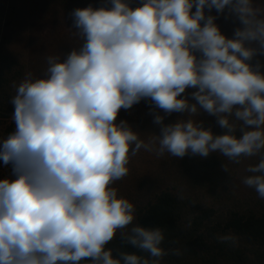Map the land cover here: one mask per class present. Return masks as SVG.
I'll use <instances>...</instances> for the list:
<instances>
[{
    "label": "clouds",
    "instance_id": "clouds-1",
    "mask_svg": "<svg viewBox=\"0 0 264 264\" xmlns=\"http://www.w3.org/2000/svg\"><path fill=\"white\" fill-rule=\"evenodd\" d=\"M70 15L82 45L47 56L43 75L28 73L10 100L15 127L0 140V162L11 169L0 178V264H160L163 230L134 224V205L113 185L141 149L181 159L220 153L236 163L264 153V7L104 0ZM220 15L239 22L231 38ZM141 101L160 128L148 142L117 122ZM172 113L189 118L165 124ZM201 113L223 134L191 118ZM246 171L242 182L264 198V155ZM118 232L148 255L114 254L106 246Z\"/></svg>",
    "mask_w": 264,
    "mask_h": 264
},
{
    "label": "rangeland",
    "instance_id": "rangeland-1",
    "mask_svg": "<svg viewBox=\"0 0 264 264\" xmlns=\"http://www.w3.org/2000/svg\"><path fill=\"white\" fill-rule=\"evenodd\" d=\"M103 2L104 0H0L1 55L22 63L25 76L28 73L34 77L42 76L47 68V56L58 55L63 58L83 43L77 30L71 28V12L89 5L100 7ZM138 2L139 0H133V6ZM254 3L264 7V0H254ZM212 14L216 15L215 10ZM4 23L9 25L4 27ZM216 23L228 38L232 37L234 28L240 26L238 21L225 19L224 15H220ZM260 59L264 61V57ZM149 107L147 101H141L128 111L122 109L117 122L128 121L140 138L148 142L160 132L159 126L153 123V117L149 114ZM187 118V115L172 113L165 118L164 123ZM191 118L202 120L204 126L211 127L214 134L224 132L216 124L215 117L206 113ZM4 124H0V140L8 135L7 129L14 130L13 117ZM261 155L264 153L255 157H240L239 163H236L220 153H212L207 158L189 154L181 159L167 152L158 156L155 152L141 149L131 157L127 165L128 174L116 181L113 187L118 190V197L126 198L134 205V224L137 213L153 202L163 190H171L194 211L213 209L215 217L221 218L230 211L245 212L258 207V203L264 199L259 197L254 188L242 182L244 177L251 175L246 171L248 166L257 164ZM223 166L227 167V172L223 170ZM10 177V166L0 162V178ZM119 235L118 232L116 237ZM160 264L172 263L166 260L160 261Z\"/></svg>",
    "mask_w": 264,
    "mask_h": 264
},
{
    "label": "trees",
    "instance_id": "trees-1",
    "mask_svg": "<svg viewBox=\"0 0 264 264\" xmlns=\"http://www.w3.org/2000/svg\"><path fill=\"white\" fill-rule=\"evenodd\" d=\"M9 23H4L7 27ZM5 39V37H4ZM25 76V67L17 59L0 53V124L13 117L10 103L16 86ZM5 125V124H4ZM8 134L11 129H7ZM136 224L160 227L165 239L161 247L168 253L160 259L172 264H253L264 262V199L245 212L230 211L215 217L213 209L193 210L171 190L160 192L149 205L137 213ZM232 235L236 243L218 238ZM106 247L147 256L115 237ZM179 250L180 255L172 254ZM82 264H90L88 261Z\"/></svg>",
    "mask_w": 264,
    "mask_h": 264
}]
</instances>
